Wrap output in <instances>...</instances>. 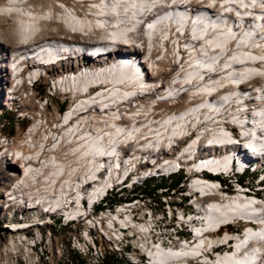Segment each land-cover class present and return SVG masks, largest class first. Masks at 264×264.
Instances as JSON below:
<instances>
[{"label": "bare ground", "instance_id": "6f19581e", "mask_svg": "<svg viewBox=\"0 0 264 264\" xmlns=\"http://www.w3.org/2000/svg\"><path fill=\"white\" fill-rule=\"evenodd\" d=\"M89 1L0 0V129L11 121L7 113L14 102L33 117L25 138L12 137L14 149L0 153V199L11 219L5 230L20 242H30L29 255L43 243L26 233L34 225L15 230V222L33 219L55 230L56 220L83 214L78 201L104 193L113 178L123 183L120 169L135 173L133 167L142 165L145 178L135 181L143 183L154 172L169 174L178 164L227 168L230 149L241 151L242 165L251 151L264 159V0ZM175 48L179 53L188 48L185 63L178 62ZM105 56L109 60L102 62ZM49 73L57 92L70 91L74 99L60 119L48 116L46 104L37 102V82L30 84ZM93 85L95 90L84 93ZM247 104L254 106L252 118L242 112ZM232 120L241 133L238 139L225 130L232 132L226 125ZM189 132L195 137L182 144ZM237 140L244 141L245 148ZM69 161L83 176V181L74 182L73 193L69 194L71 184L60 188V196L70 203L18 195L48 164L65 167ZM97 178L101 179L97 187L84 188ZM194 186L213 193V202L199 195L190 199L193 209L181 204L182 197L178 211H172V203L161 208L159 203H149L108 214L102 223L103 243L71 245L79 255L75 264H100L94 260L118 252L129 256L131 263L148 264L139 254L159 244V236L189 244L190 237L199 234L200 223L212 232L235 218L257 219L258 226L247 223L239 233L222 234L220 229L212 240L234 236V249L219 251L212 264H255L256 258H260L257 264H264V191H254L262 199L244 197L199 177ZM37 196H46V189H37ZM129 222L135 232H118L115 224ZM42 227L37 225L40 238L53 242V232L43 233ZM173 229L183 231L173 233ZM68 231L72 242L84 241L88 224L77 223L76 229ZM12 240L14 245L19 243ZM128 243H135V252L129 253ZM69 247L56 240V250L49 247V253L42 248L37 262L48 264L47 255L53 263L52 255L66 250L70 255ZM199 247L201 243L190 249L165 246L156 261L194 255Z\"/></svg>", "mask_w": 264, "mask_h": 264}, {"label": "built area", "instance_id": "2783aa9c", "mask_svg": "<svg viewBox=\"0 0 264 264\" xmlns=\"http://www.w3.org/2000/svg\"><path fill=\"white\" fill-rule=\"evenodd\" d=\"M13 136L9 132H4L0 129V153L2 151H7L9 149H14L15 145L12 142ZM34 147V146H33ZM12 151V150H11ZM168 159H163V162H166ZM74 161H69L65 167H60L56 162L48 164V167H45L41 173H38V177L34 178V182L31 181V187L20 191L19 196H25L27 198L31 197H50L52 200H57V203H70L65 202V196H60V188L64 184H71V193L72 187L75 181H83V176L74 170L72 165ZM125 172V173H124ZM101 171L98 173L100 174ZM121 175H123V183L114 182V178L109 181L106 185L104 193H99L94 196V198L86 197L83 201H78L83 206V214L81 215H72L64 216V220H56L59 222L58 230H49L47 228V223H38L36 221L29 220V222H15L16 228H23L25 230V225H34V228H37V225H44L46 231H52L56 234V231L64 229L74 230L76 229L77 223L88 224V237L86 240L81 242H70L68 247L71 245H76L77 243H85L86 245H91V247L96 246L98 243H103L102 238V223L105 219V216L108 214H115L123 211H131V208H140L144 204L149 203H159L158 200L151 194L145 192H133L132 194L120 195L118 198H115V194H120L125 188L131 189L133 187V182L135 180H140V178H145L142 176V165H139V168L135 173H128L127 169H120ZM128 177H131L128 179ZM201 178V177H199ZM197 179V178H195ZM204 182L212 183H221L218 180H210L201 178ZM101 181L100 178L93 179L92 184H84L85 189H92L97 187V184ZM193 180H188L183 182V186H186L189 189H192ZM221 187H229L228 183H221ZM37 189H46V196H37ZM162 193V192H161ZM161 198L165 203H172V211H178V205L180 204L182 197L179 199V203L174 202L167 198L165 193L162 194ZM161 201V200H160ZM50 210V209H49ZM140 220V219H138ZM130 223L127 224H115L118 226V232L120 231H130L135 232V230H130ZM65 231V230H64ZM164 231V229L162 230ZM182 229H173V233H180ZM31 234V240H38V243H52L45 242L40 238V232L34 230V232H26ZM151 233V230H142V234ZM212 235L204 229V223H200V232L198 235H192L189 240V244L182 243H172L171 237L169 239H162V236H159V244L152 245L149 252H143L139 256H143V261H148V264H200L207 263L209 260L210 252L212 251L211 243L215 241L212 240ZM216 237V236H214ZM201 243V247L198 252L194 255L184 254L178 256L173 261H156L159 253L164 252L165 246H174V250L178 249H190ZM117 247V246H116ZM129 253L135 252V243H128ZM214 256L211 260H215L218 256V252L213 253ZM119 258L123 261L121 264H136L131 263L128 257H121L120 252H118ZM94 261H97L100 264L105 263V258H99ZM117 263V262H116ZM106 264V263H105Z\"/></svg>", "mask_w": 264, "mask_h": 264}, {"label": "rangeland", "instance_id": "374dc122", "mask_svg": "<svg viewBox=\"0 0 264 264\" xmlns=\"http://www.w3.org/2000/svg\"><path fill=\"white\" fill-rule=\"evenodd\" d=\"M89 3L90 2L88 1V4ZM82 11L84 12V10H82ZM186 39L187 38H185L184 40H186ZM186 41H188V39ZM170 56H171V54H170ZM102 60H103L102 62H104V61L106 62L109 59L108 60L102 59ZM51 79H52V77H51V74L49 73L45 77H41V79L37 82V84L35 86V88H36L35 90H37V96H38L37 102L41 101L42 103L46 104V98H47V104L45 106H46V112H47L48 116L52 117V119H54V118L60 119L61 117H63V113H64L63 111L66 110L71 104H73L74 99L70 96V94L60 92V91L55 92L53 94L52 92L54 90L51 87V85H49V83L50 84L52 83ZM188 102H191V98L188 99L187 103ZM36 108H39V106L37 105ZM173 110L174 109H172V111ZM8 113H7V116L11 119V121L9 123H6L3 126L2 130L4 132H9L13 137H24L28 128L30 127V125H32L33 117L31 116L30 113L28 116L20 117V114H18V112L15 109H10L8 111ZM180 149H182V147H179L174 152V155H176ZM184 176H185L184 172H179L176 174H172L170 176L148 178L143 183H140L138 185L137 184L134 185L135 187L133 189H124V191H122V193H120L119 195L115 194L116 196H115V198H113V200L118 198L122 194L127 195V194H132L133 192H145V193H148V194H151L152 196H154L156 198V200H158L159 207L161 208V206L165 203L164 200L161 198V196L163 194L161 192H164L167 195L168 199L177 203L181 197L189 198L188 195H187V197H185L183 195L184 193H187L186 190H185L186 192H184V193L175 191V189H177L178 187H182L183 180L185 179ZM179 177L181 178L180 182L174 188L172 187L170 189H167V188L161 186V187H158L156 189H152L153 185L160 183L161 180L167 181L169 183V182H171L172 179L175 180ZM244 177H245V179H249L252 182H256L258 180V178H256L257 176H254V172H252V171H248L244 175ZM262 194H264V192ZM185 201L181 202V204L185 205L186 207H190L191 209H193L190 206V200H187L186 202ZM0 204H1L0 205V264H40L37 262V260L39 259L42 248L49 251V253H50V250L52 252H54L56 250V248H54L56 246V240L59 241V243L61 241L64 242L67 245V247H68V244L70 242H72V237H71V239L69 238L70 232L68 230H66L67 229L66 227H64V229L56 231V234L51 232L52 233V240H53L52 246L54 245L53 248L51 246H49L48 244L43 243L42 247H41V245L40 246L38 245L35 249L36 252L38 251L37 253L39 254V256L37 253H35L34 250L32 251L33 253L31 252L29 255L28 251L26 250L27 249L26 247H27V245H30V244H28L30 242H28V241L20 242V239H17L19 237L16 234H14V237H12L7 232V230H5L7 228L6 226L9 225V222H11V219L9 218V216H7L8 215L7 211L2 209L3 203L1 201V199H0ZM245 224L247 225V223L240 220L236 223V226H230V228H234L235 230L237 229L240 231L241 228L246 226ZM38 229L36 227L33 228V230H35V231H38ZM53 229L58 230L59 224H56ZM33 230H31L29 232H34ZM40 230L43 233H45L47 229L42 227V228H40ZM49 230H52V229L49 228ZM29 235H31V234H29ZM241 236H243V234ZM12 238L13 239L16 238V241H19V243L14 245ZM49 247H50V250H49ZM71 247L72 246H70L68 248L70 250V255H67V254H69V253H67V250L63 251L62 254H57L55 252L52 255L53 263L51 262L50 259H48L47 255H44V257H45V259L48 260L47 261L48 264H50V263L51 264H75L77 261L76 258L79 255H78L77 251L71 249ZM221 251H224V250H221ZM68 261H69V263H68ZM122 261H123V259L121 260L119 258V256L115 255V253L114 254L111 253L106 258L105 263L106 264H121Z\"/></svg>", "mask_w": 264, "mask_h": 264}, {"label": "trees", "instance_id": "16d2710c", "mask_svg": "<svg viewBox=\"0 0 264 264\" xmlns=\"http://www.w3.org/2000/svg\"><path fill=\"white\" fill-rule=\"evenodd\" d=\"M44 90V89H43ZM182 177V176H181ZM244 177V175L242 176V178ZM163 178V177H162ZM161 178V179H162ZM180 177L179 178H177V179H172L171 180V182H167V181H164V180H161L160 181V183H158V184H154L153 185V187H152V189H156V188H158V187H161V186H163V187H165V188H167V189H170V188H174L179 182H180Z\"/></svg>", "mask_w": 264, "mask_h": 264}]
</instances>
